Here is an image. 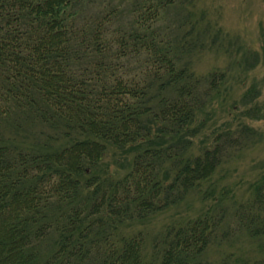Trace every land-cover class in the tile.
Instances as JSON below:
<instances>
[{
  "label": "trees",
  "instance_id": "1",
  "mask_svg": "<svg viewBox=\"0 0 264 264\" xmlns=\"http://www.w3.org/2000/svg\"><path fill=\"white\" fill-rule=\"evenodd\" d=\"M175 2L0 0V264H212L210 210L157 238L136 226L201 191L227 148L187 154L219 78L203 87L160 25ZM251 187L235 216L262 251L264 175Z\"/></svg>",
  "mask_w": 264,
  "mask_h": 264
},
{
  "label": "rangeland",
  "instance_id": "2",
  "mask_svg": "<svg viewBox=\"0 0 264 264\" xmlns=\"http://www.w3.org/2000/svg\"><path fill=\"white\" fill-rule=\"evenodd\" d=\"M175 1L164 10L160 25L179 40L185 35L183 63L203 78V87H208L211 73L219 78L211 100L197 116L196 124L202 127L190 138L187 154L211 148L216 134L227 148L211 177L201 182V191H188L179 204L149 217L145 226H136L150 239L157 238L167 224L208 209L220 222L218 236L204 254L207 260L216 264L233 252L263 255L264 249L238 227L235 213L241 202L252 199V183L264 175V0ZM122 11L127 22L128 11L124 6ZM30 128L43 129L39 123ZM107 162L113 167L115 156L109 154Z\"/></svg>",
  "mask_w": 264,
  "mask_h": 264
}]
</instances>
